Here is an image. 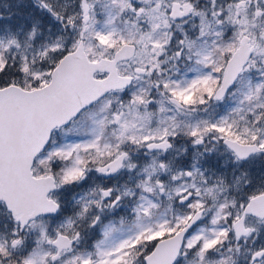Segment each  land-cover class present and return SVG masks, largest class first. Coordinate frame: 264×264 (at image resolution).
<instances>
[{"label":"snow or ice","instance_id":"obj_1","mask_svg":"<svg viewBox=\"0 0 264 264\" xmlns=\"http://www.w3.org/2000/svg\"><path fill=\"white\" fill-rule=\"evenodd\" d=\"M0 264H264V0H0Z\"/></svg>","mask_w":264,"mask_h":264}]
</instances>
